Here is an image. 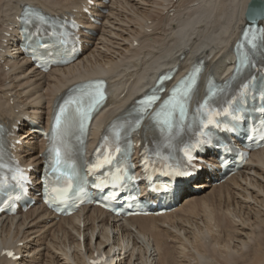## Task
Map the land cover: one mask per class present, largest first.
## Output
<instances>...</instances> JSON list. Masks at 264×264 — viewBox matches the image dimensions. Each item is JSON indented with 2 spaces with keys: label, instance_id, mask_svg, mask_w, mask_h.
Segmentation results:
<instances>
[{
  "label": "bare ground",
  "instance_id": "bare-ground-1",
  "mask_svg": "<svg viewBox=\"0 0 264 264\" xmlns=\"http://www.w3.org/2000/svg\"><path fill=\"white\" fill-rule=\"evenodd\" d=\"M85 1L0 0V120L12 128L20 122L17 155L25 164L39 167L46 149L32 122L50 123L57 98L83 80L100 77L110 83V100L90 138L92 151L102 131L160 72L178 67L179 78L203 62L209 75L227 78L251 0H93L101 25L77 13L95 32L81 31L83 55L69 68L39 72L17 51L21 37L16 17L26 4L62 14L76 12ZM259 24L264 26V19ZM138 142L144 144V139L138 137ZM10 244L22 258H0V264H89L94 253L104 255L106 264H193L194 259L197 264L215 259V264L219 259L224 264H264V150L220 183L203 178L193 183L168 215L121 222L86 208L59 219L36 206L0 220V246Z\"/></svg>",
  "mask_w": 264,
  "mask_h": 264
},
{
  "label": "snow or ice",
  "instance_id": "snow-or-ice-1",
  "mask_svg": "<svg viewBox=\"0 0 264 264\" xmlns=\"http://www.w3.org/2000/svg\"><path fill=\"white\" fill-rule=\"evenodd\" d=\"M259 19H264V5H262L259 10H255L254 9L250 13V16H249V21H250L249 29L250 30L256 25V23H257V21ZM243 35H244V37L246 39L247 36H248V32L245 31V33ZM196 71H199V69H197ZM166 79H171V77H168L166 75L162 76L160 78L159 84L157 86V91L155 93H153V94H150V95L142 98L140 101H138V105L140 106L139 107V112L141 114L146 112L149 108H151L153 105H155L158 100H160V96H159L158 93L163 91V88L160 87V85H162ZM94 87L98 90L97 91V96L94 98V103H99L101 100L104 99V95H103V91H102L103 85L100 84V83H97L96 85H94ZM182 87H183V84L178 86L176 89H174L172 91L169 99H167V100H165L163 102V104H162V106L160 108V111L157 112V117L158 118L161 117V116L164 117L162 122L165 123V124H169L170 123V117H171L170 109L171 108L179 107L180 111H181V115H183V113H184V103L177 99L178 93L181 94L185 98L187 97V93L186 92L181 93V88ZM244 87L247 88L248 85L246 84V85H244ZM66 111H67L66 108H61L60 114L56 116L55 120H56L57 127L60 126L61 121H62V117L65 116ZM80 116H81V121H82L81 128L83 129V127H84L83 121H86L88 119V113L87 112H81ZM140 123H141L140 119H137L136 120L137 126ZM115 151L116 152H120L121 151L120 147H116ZM55 155H56V158H57V163H59L60 162V156H61L59 148L55 149ZM186 155H188L187 152H186ZM188 158H189V160H191V158H192L191 155H188ZM110 161H111V156L110 155H105L103 162L104 163H109ZM177 174L180 175V174H185V173L178 172ZM8 255L12 256V253H8Z\"/></svg>",
  "mask_w": 264,
  "mask_h": 264
},
{
  "label": "water",
  "instance_id": "water-1",
  "mask_svg": "<svg viewBox=\"0 0 264 264\" xmlns=\"http://www.w3.org/2000/svg\"><path fill=\"white\" fill-rule=\"evenodd\" d=\"M260 6V0H253L252 3L249 5V9H248V12H247V18L249 20V16H250V13L255 9V10H259Z\"/></svg>",
  "mask_w": 264,
  "mask_h": 264
},
{
  "label": "rangeland",
  "instance_id": "rangeland-1",
  "mask_svg": "<svg viewBox=\"0 0 264 264\" xmlns=\"http://www.w3.org/2000/svg\"><path fill=\"white\" fill-rule=\"evenodd\" d=\"M263 248H264V246H263ZM216 260H217V259H215V261H216ZM219 260H220L221 262H220V261H217V264H222L223 260H221V259H219ZM192 261H193V260H192ZM197 261H198V260L196 259V262H197ZM215 261H213V262H215ZM194 262H195V259H194V261H193L192 263L194 264ZM196 262H195V263H196ZM213 262H212L211 264H215V263H216V262H215V263H213ZM196 264H197V263H196ZM223 264H224V262H223Z\"/></svg>",
  "mask_w": 264,
  "mask_h": 264
}]
</instances>
